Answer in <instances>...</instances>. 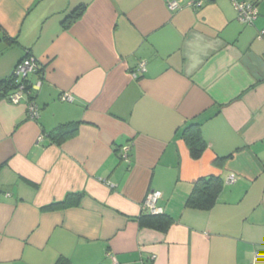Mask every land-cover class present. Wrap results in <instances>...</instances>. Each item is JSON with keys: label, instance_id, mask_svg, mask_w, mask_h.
Here are the masks:
<instances>
[{"label": "crops", "instance_id": "0c3cea01", "mask_svg": "<svg viewBox=\"0 0 264 264\" xmlns=\"http://www.w3.org/2000/svg\"><path fill=\"white\" fill-rule=\"evenodd\" d=\"M169 1L0 0V80L28 55L42 66L36 120L0 99V264H264V0H236L253 25L231 0ZM66 123L77 134L49 143ZM207 178L214 205L188 206ZM152 191L164 231L139 222Z\"/></svg>", "mask_w": 264, "mask_h": 264}, {"label": "trees", "instance_id": "16d2710c", "mask_svg": "<svg viewBox=\"0 0 264 264\" xmlns=\"http://www.w3.org/2000/svg\"><path fill=\"white\" fill-rule=\"evenodd\" d=\"M84 7H78L74 9L63 21L64 27L68 28L82 13ZM3 39L10 41L6 36ZM42 71V66L40 71L35 74H39ZM29 80V79H28ZM30 83V80L28 81ZM15 83L14 78L10 75L7 78L0 80V99L4 97L14 89ZM34 96V95H33ZM78 124L77 123H66L61 124L51 130L47 134L49 143L55 145H61L67 140L71 139L77 134ZM184 139L189 147L191 155L194 159L201 156L203 150L205 149V142L202 139L200 129L198 125H190L184 130ZM224 159H220L215 162L217 165L223 164ZM2 165H0V168ZM221 190V181L215 178L200 179L194 186L191 196L187 200V205L193 208L199 209H210ZM63 207L68 205V202L62 203ZM142 226L153 228L159 231H164L171 224V220L165 216L163 213L158 215H152L145 213L139 219ZM55 264H69V260L66 258H59Z\"/></svg>", "mask_w": 264, "mask_h": 264}, {"label": "built area", "instance_id": "2783aa9c", "mask_svg": "<svg viewBox=\"0 0 264 264\" xmlns=\"http://www.w3.org/2000/svg\"><path fill=\"white\" fill-rule=\"evenodd\" d=\"M236 11L238 20L245 25H253L254 21L258 16L257 6L253 2H238L236 0H231ZM181 0H172L167 3V7L170 11L178 10L181 7ZM201 2L198 1L194 3V6H200ZM264 37V29L259 31L258 38ZM40 62L28 55L20 60L11 73L14 78L15 88L9 91V93L4 97V100L12 105H18L21 102L26 103L27 113L30 120H36L39 116L38 108L33 100V90L40 84L38 82L35 86L29 83L28 79L31 75H34L40 71ZM137 71L140 73L145 72V63H140L138 65ZM136 78V74L133 75ZM62 100L70 101L71 97L68 95H63ZM39 142L43 140V136L38 137ZM122 157L126 159V148L123 149ZM234 178L230 177L229 182H233ZM161 198V193L157 191L150 192L143 200L142 207L145 213L158 215L162 214L163 210L158 206V200ZM262 257V254L257 252L254 255L252 264H256L258 260ZM114 261V260H113ZM115 264V261L114 263Z\"/></svg>", "mask_w": 264, "mask_h": 264}]
</instances>
